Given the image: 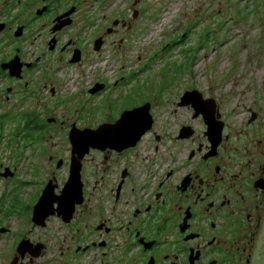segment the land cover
<instances>
[{"label": "flooded vegetation", "instance_id": "flooded-vegetation-1", "mask_svg": "<svg viewBox=\"0 0 264 264\" xmlns=\"http://www.w3.org/2000/svg\"><path fill=\"white\" fill-rule=\"evenodd\" d=\"M149 10V0H0V96L23 98L30 86H41L53 107L46 111H52L65 104L51 86L63 67L87 74L110 58L120 71L136 69L134 59H126L136 54L133 43ZM13 60L20 66L19 77L1 68ZM100 84L102 91L89 94ZM109 88L106 80L88 81L82 91L87 104H79L82 118L93 114V99ZM180 97L174 101L177 107ZM202 99L213 109L217 132L212 136L202 116H192L202 121L201 134L188 121L166 140L154 120L132 149L89 150L80 172L82 201L70 216L55 212L42 226H34V202L25 213L28 228L13 233L5 224L16 214L13 208L0 215V264H259L264 248V99L253 97L232 117ZM120 113L100 124L113 123ZM20 117L18 129L38 118L44 138L58 125L56 130L68 140L69 129L76 126L67 123L66 112L46 120L36 113ZM89 119L76 127L100 125L86 124ZM183 128H190L189 138H180ZM142 141L144 151H152L150 157L137 150ZM155 157L157 170L142 167ZM63 184L58 189L55 183L57 195ZM21 241L28 249L18 253Z\"/></svg>", "mask_w": 264, "mask_h": 264}, {"label": "rangeland", "instance_id": "rangeland-1", "mask_svg": "<svg viewBox=\"0 0 264 264\" xmlns=\"http://www.w3.org/2000/svg\"><path fill=\"white\" fill-rule=\"evenodd\" d=\"M149 4L143 21L146 26L133 43L138 58L128 54L126 59H134L136 69L120 71L119 63L110 58L87 74L63 67L65 71L55 76L51 86L56 88V98L65 104L52 111H46L49 94L41 86H30L23 98L10 95L6 100L1 94L0 174L9 168L13 177L0 176V215L12 208L16 214L23 213L36 203L48 181L60 189L68 177L70 148L66 135L56 130L58 125H53L45 138L41 131L30 133L28 120L18 129L23 113H36L46 120L66 112L70 126L92 116L86 124L95 126L107 116L117 117L125 109L148 102L155 125L166 140L173 129L188 121L198 134L203 131L202 121L192 118L191 107H177L174 102L184 91L196 89L231 117L253 97L261 94L264 99V0H149ZM34 77L28 75V79ZM93 79L108 81L110 88L93 99V114L82 118L85 113L79 109L84 107L79 104H87L82 91ZM77 113H81L79 120ZM31 135L35 137L32 142ZM148 138L154 143L152 134ZM49 156H54L52 162ZM58 159L63 164L56 168ZM146 165L142 162L143 168ZM16 214L5 224L13 233H21L29 221H25L27 214ZM260 255L259 264H264V248Z\"/></svg>", "mask_w": 264, "mask_h": 264}, {"label": "water", "instance_id": "water-1", "mask_svg": "<svg viewBox=\"0 0 264 264\" xmlns=\"http://www.w3.org/2000/svg\"><path fill=\"white\" fill-rule=\"evenodd\" d=\"M4 25L0 24V31ZM11 62L7 66H2V70L9 69L12 77L20 76V66L16 62ZM104 85L94 87L89 90V94L102 91ZM179 107H191L193 117L202 116L207 126V135L210 137L216 133V124L213 119V109L210 101H204L202 95L196 91H185L180 97ZM150 103H144L131 110L121 112L118 119L113 123H104L95 129H78L72 125L68 133L70 144V164L68 177L64 182L60 194L55 193L56 185L52 180L48 181L42 189L38 200L32 207L31 222L34 226H42L45 219L55 212L70 216L77 203L82 201L81 167L83 158L89 150L105 151L111 150L117 153L134 148L141 138L148 133L153 126L154 119L150 112ZM190 128L180 130V138H189L192 134ZM61 166V161L56 163V168ZM2 178H12L13 173L9 168H5L0 174ZM57 204V209L54 207ZM28 249L27 242L21 241L17 252L23 253Z\"/></svg>", "mask_w": 264, "mask_h": 264}, {"label": "built area", "instance_id": "built-area-1", "mask_svg": "<svg viewBox=\"0 0 264 264\" xmlns=\"http://www.w3.org/2000/svg\"><path fill=\"white\" fill-rule=\"evenodd\" d=\"M144 146H146V144H145V142H141L140 144H139V146L137 147V150L139 151V153H140V155L142 156V157H150L151 155H152V151L151 152H145L144 151ZM145 163L147 164V166L151 169V170H157L158 169V164H159V159L157 158V157H155V160L153 161H148V162H146L145 161Z\"/></svg>", "mask_w": 264, "mask_h": 264}, {"label": "trees", "instance_id": "trees-1", "mask_svg": "<svg viewBox=\"0 0 264 264\" xmlns=\"http://www.w3.org/2000/svg\"><path fill=\"white\" fill-rule=\"evenodd\" d=\"M1 118H3V116H1ZM41 122L39 121V119H34V117H32V119H30L29 121V132L30 133H34V132H37V131H40V127H41ZM35 140V137L31 135L30 137V142L34 141ZM30 210V207H27V210H23L24 212L23 213H20V214H25L27 213L28 211Z\"/></svg>", "mask_w": 264, "mask_h": 264}]
</instances>
